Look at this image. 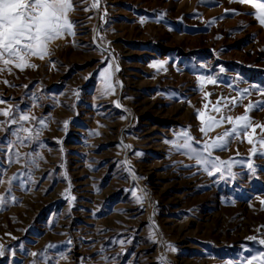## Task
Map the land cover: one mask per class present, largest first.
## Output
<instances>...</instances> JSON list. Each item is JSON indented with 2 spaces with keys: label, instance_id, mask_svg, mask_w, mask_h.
<instances>
[{
  "label": "rangeland",
  "instance_id": "1",
  "mask_svg": "<svg viewBox=\"0 0 264 264\" xmlns=\"http://www.w3.org/2000/svg\"><path fill=\"white\" fill-rule=\"evenodd\" d=\"M254 3L264 0H73L75 35L28 55L36 67L0 62V264H258ZM242 115L251 144L239 131L205 151ZM213 118L223 122L201 132ZM185 132L191 147L177 148Z\"/></svg>",
  "mask_w": 264,
  "mask_h": 264
},
{
  "label": "snow or ice",
  "instance_id": "2",
  "mask_svg": "<svg viewBox=\"0 0 264 264\" xmlns=\"http://www.w3.org/2000/svg\"><path fill=\"white\" fill-rule=\"evenodd\" d=\"M239 3H251V0H238ZM255 9V13H245L246 15H255L256 20L260 25L264 26V3H254L252 5ZM91 7H97L92 5ZM74 10L73 0H0V62L4 65H8L13 61H19L16 63V67L23 69L27 67H36L34 64H27L26 57L28 55L39 56L41 59L47 53L48 45L50 42L62 38L66 33L75 35L73 30L74 23L69 19V13ZM87 11L88 9H84ZM227 11V10H226ZM239 14V13H234ZM215 23V20L211 21ZM143 23V21H141ZM107 68L101 71L99 74L101 77H105ZM215 83V81H210ZM5 83H7L5 81ZM111 89V85L106 87L105 94ZM2 102V101H0ZM255 108L264 109V101L256 102L255 104H249L248 110ZM247 111V110H246ZM0 115L8 116V111L0 112ZM203 117V113H199ZM23 120H28L27 115L21 117ZM228 122H232V117L226 118ZM246 121L241 128L233 127L231 131H227L221 137H217L211 144L205 145V151L211 148H223L226 145L224 137L237 134L239 131H243L245 135H248V129L252 127L251 121L248 115H242L237 118L236 123ZM223 122L221 120L212 119V124L206 127H201L200 131L205 134L213 128ZM262 131H264V125H258ZM25 131H30L25 129ZM255 132V128H252ZM185 142L183 144H176L177 148L189 149L191 147L190 141L192 137L185 132L183 134ZM175 143V142H174ZM248 143H252V137L248 135ZM264 144V139L260 141ZM130 147V146H129ZM256 151L255 148L252 149ZM218 160V158H217ZM201 163H212L211 161H205L200 158ZM221 164L213 163V166L217 171H220ZM251 167V165H249ZM73 199H75L73 197ZM139 199V198H138ZM264 203V201H262ZM247 239L256 241V237H248ZM261 245H264V239L258 241ZM169 247H171L169 245ZM4 255V250L0 248V256ZM258 264H264V253L259 257H256ZM161 264H166L163 257H161ZM247 264H252L249 260Z\"/></svg>",
  "mask_w": 264,
  "mask_h": 264
}]
</instances>
